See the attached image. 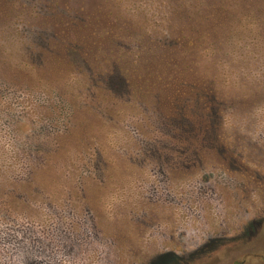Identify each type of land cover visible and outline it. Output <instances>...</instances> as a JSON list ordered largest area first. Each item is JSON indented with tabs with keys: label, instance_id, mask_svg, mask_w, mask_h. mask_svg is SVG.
<instances>
[{
	"label": "rangeland",
	"instance_id": "obj_1",
	"mask_svg": "<svg viewBox=\"0 0 264 264\" xmlns=\"http://www.w3.org/2000/svg\"><path fill=\"white\" fill-rule=\"evenodd\" d=\"M159 2L0 0V264H264V60L229 72L244 102L195 151L110 53L61 59L53 21L115 10L155 30Z\"/></svg>",
	"mask_w": 264,
	"mask_h": 264
},
{
	"label": "trees",
	"instance_id": "obj_2",
	"mask_svg": "<svg viewBox=\"0 0 264 264\" xmlns=\"http://www.w3.org/2000/svg\"><path fill=\"white\" fill-rule=\"evenodd\" d=\"M158 1L169 9L155 30L115 10L53 21V29L63 27L65 34L61 59L72 66L79 54L100 69L99 59L110 53L116 68L123 64L131 92L151 94L164 123L174 127L187 150L212 151L210 141H227L224 107L235 108L245 99L246 90L238 83L227 85V75H239L241 69L254 74L264 60V0ZM179 260L170 253L152 264Z\"/></svg>",
	"mask_w": 264,
	"mask_h": 264
}]
</instances>
